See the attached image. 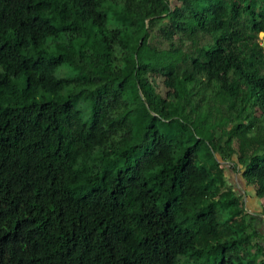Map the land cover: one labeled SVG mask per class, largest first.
I'll return each instance as SVG.
<instances>
[{
	"label": "trees",
	"instance_id": "trees-1",
	"mask_svg": "<svg viewBox=\"0 0 264 264\" xmlns=\"http://www.w3.org/2000/svg\"><path fill=\"white\" fill-rule=\"evenodd\" d=\"M263 31L264 0H0V264H264Z\"/></svg>",
	"mask_w": 264,
	"mask_h": 264
},
{
	"label": "rangeland",
	"instance_id": "rangeland-1",
	"mask_svg": "<svg viewBox=\"0 0 264 264\" xmlns=\"http://www.w3.org/2000/svg\"><path fill=\"white\" fill-rule=\"evenodd\" d=\"M158 43H160L162 41V38H157L156 40ZM167 41L166 40H163V43L166 45ZM259 42H263L264 43V31L263 32H260L259 33ZM158 84L161 85V82L160 81H157ZM240 83H242L244 86V82L242 80H240ZM238 171V170H237ZM231 172V171H228L229 174L232 175V178L233 180L235 181V184H236V188L239 189L240 192H243L244 194V197H243V200L245 202V209L247 207L248 210H246L247 212H251V213H254V217H256V220H260L261 218L263 219V216L260 214V201L258 200L257 201V196L251 191L250 193L248 192H245L243 191V184L241 183V179H240V174H239V171L237 172ZM257 213V214H256ZM221 219H224V217L221 216ZM263 224L261 225L260 223V231H264V228H263ZM182 264H193V263H187V262H184L182 261Z\"/></svg>",
	"mask_w": 264,
	"mask_h": 264
},
{
	"label": "built area",
	"instance_id": "built-area-1",
	"mask_svg": "<svg viewBox=\"0 0 264 264\" xmlns=\"http://www.w3.org/2000/svg\"><path fill=\"white\" fill-rule=\"evenodd\" d=\"M260 44H261V45L263 46V48H264V43H263V42H261Z\"/></svg>",
	"mask_w": 264,
	"mask_h": 264
},
{
	"label": "crops",
	"instance_id": "crops-1",
	"mask_svg": "<svg viewBox=\"0 0 264 264\" xmlns=\"http://www.w3.org/2000/svg\"><path fill=\"white\" fill-rule=\"evenodd\" d=\"M252 214H254V213H252ZM257 214V213H256Z\"/></svg>",
	"mask_w": 264,
	"mask_h": 264
}]
</instances>
